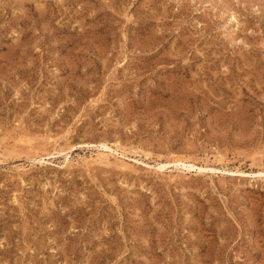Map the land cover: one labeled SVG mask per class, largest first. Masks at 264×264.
Here are the masks:
<instances>
[{"label":"rangeland","instance_id":"obj_1","mask_svg":"<svg viewBox=\"0 0 264 264\" xmlns=\"http://www.w3.org/2000/svg\"><path fill=\"white\" fill-rule=\"evenodd\" d=\"M258 172L264 0H0V264H264Z\"/></svg>","mask_w":264,"mask_h":264},{"label":"bare ground","instance_id":"obj_2","mask_svg":"<svg viewBox=\"0 0 264 264\" xmlns=\"http://www.w3.org/2000/svg\"><path fill=\"white\" fill-rule=\"evenodd\" d=\"M99 147H101L102 149H104V151H101V153H103V154H98L97 156L99 157V158H97V160L95 161V162H98V164L100 163V164H102V163H105V162H107V161H105V159H104V161L101 159V157L102 156H108V155H110V154H107L108 152H114V150L110 147V146H108L107 144H104V143H102V144H100V145H98ZM95 147H97V146H95ZM116 150H115V152H117V148H115ZM107 150V151H106ZM66 152V151H65ZM124 152V151H123ZM117 154V153H116ZM120 155H122L123 156V154H120ZM68 156V155H67ZM66 156V158H65V162L67 163V167H69L70 165H71V163H72V161L70 162V160H67V157ZM64 158V157H63ZM106 158V157H105ZM86 161V160H85ZM94 161V160H93ZM92 161V162H93ZM137 161V160H136ZM87 162V161H86ZM106 165V164H105ZM167 166H170V167H174V168H177V167H179V166H182V168H184V169H186V170H188V171H193V170H195V169H198L199 171H202V170H207V168L206 167H197L195 164H193V163H191V162H188V161H185V160H183V159H173V160H171L170 162H168V163H162V164H160V165H158V167H159V169H164L165 167H167ZM208 170H212V169H208ZM175 171V170H174ZM182 171V170H181ZM256 174V173H255ZM264 174V172H258L257 173V176H255L254 178H256V177H260L261 175H263ZM261 178V177H260ZM260 178H258V179H260Z\"/></svg>","mask_w":264,"mask_h":264}]
</instances>
